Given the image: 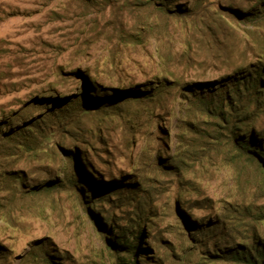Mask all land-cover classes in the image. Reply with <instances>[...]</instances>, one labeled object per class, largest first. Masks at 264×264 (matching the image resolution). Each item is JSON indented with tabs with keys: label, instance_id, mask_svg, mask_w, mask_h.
<instances>
[{
	"label": "rangeland",
	"instance_id": "obj_1",
	"mask_svg": "<svg viewBox=\"0 0 264 264\" xmlns=\"http://www.w3.org/2000/svg\"><path fill=\"white\" fill-rule=\"evenodd\" d=\"M156 1L0 0V264H115L106 213L124 227L140 222L139 264H248L209 261L182 223L216 222L248 243L264 232V168L237 145L243 129L194 92L225 88L228 65L264 61V0H177L224 17L226 53L199 15L168 20ZM253 7L256 20L238 13ZM188 39L189 70L179 61ZM163 77L196 87L161 92ZM52 102L66 111L39 120ZM247 119L264 131L263 113ZM47 179L48 190L34 188Z\"/></svg>",
	"mask_w": 264,
	"mask_h": 264
},
{
	"label": "trees",
	"instance_id": "obj_2",
	"mask_svg": "<svg viewBox=\"0 0 264 264\" xmlns=\"http://www.w3.org/2000/svg\"><path fill=\"white\" fill-rule=\"evenodd\" d=\"M156 2L159 5V10L164 13L163 15H165L166 19L168 20L174 17L187 21L188 17H194V14L199 15V17H201L199 22L202 25V31L205 35L209 36L212 46H215L226 53L227 47L225 46L221 38V33L224 32L226 27L223 23L224 17L221 14L217 15L213 12L211 13V10L208 7L200 3H196L199 5V9L196 10L195 8L189 5H182L180 3H177V0H157ZM199 10H202L204 14H199ZM238 13L241 14V17H244L246 19L256 20V18L262 16V9H254L253 7V9L251 10L249 9L242 13L241 11H238ZM238 13L237 15H235L236 17H238ZM230 14L233 15L232 13ZM93 29H98L97 22L94 23ZM119 32L121 34H125V36L128 38H134L132 41H139L140 39L137 34L132 33L130 29H127L125 27H121V29H119ZM196 55V49L193 46L191 40L188 39L186 49L180 54L179 61L184 66V68L189 70L190 68H193L196 64ZM229 66L230 65H228L227 69L232 70L231 73H234L235 75H232L229 79L225 80L224 83L227 84L225 85V88H211L206 89L207 91L195 90L194 92L198 95L206 97L208 100H210V103L214 104L216 108H219L220 113L223 114L228 119V121L232 122V125L235 129H243L242 132L238 133L236 136L237 145L242 148L244 155L249 161L264 168V131L257 133L254 130L255 126L258 125L257 120L247 119L249 117L254 118L256 116H260L262 113L264 114V61L258 60L249 64L235 65V69H230ZM87 72L88 74H90L89 70ZM83 77L86 76L83 74ZM89 78H91V82L92 80H95L98 83L96 77H92L90 75ZM158 84L159 90L161 92L165 90V86L167 84H177L178 86L182 87V90L185 88V86L189 87L188 90L194 89L193 87H196L191 86L192 84L184 78L171 79L169 77H163L161 79L159 78ZM122 85L125 87H129L124 84ZM107 91L110 90L108 89ZM45 99V101H52L48 100L49 98ZM93 101L95 105H101V101H98L95 98H93ZM47 111L48 115L41 117L39 120H43L45 117L48 119L50 115H59L60 113L65 112L66 106L64 107L59 103L52 102L50 105L47 106ZM235 112L237 114V117L234 116ZM235 118H243V121H238V119ZM39 120L37 119L36 121ZM36 121L33 123L37 124ZM248 124L254 125L253 128L250 129ZM38 130H40V127H38ZM9 133L10 132L7 133L8 137L10 135ZM20 135H22L24 140H29V138L33 137L34 134L32 133V131H23L22 133H20ZM243 139L244 141H242ZM25 142L26 143L23 144L26 148L27 146H29L28 144L30 143H28V141ZM63 142L69 143L71 141ZM29 150H31L30 147L27 148V151ZM79 152L80 150L77 149L75 152L69 153L70 155L75 156L79 159ZM84 155L87 156L85 153ZM61 172H63L64 175H68L65 169L61 170ZM67 177L70 179L71 182H73V179H71L70 176ZM46 181L49 182L41 183L38 186L36 185L34 188L48 190L51 187L52 182H50L49 179H47ZM93 185L94 187H96V189L97 187L99 188L97 184L94 183ZM82 190L84 191V195L87 199L92 198L93 195H99V191L92 192L83 188ZM109 190L110 192L114 191V188H101L100 192L103 194L105 192H109ZM90 205L94 206V208H97L94 203V200L90 202ZM105 216L106 221H108L111 225L113 223L116 225V231H112L111 227L106 229L108 230V232H112V234H114V236L111 237V247L113 246L112 249L118 251L120 254L116 258L115 264H139L137 261L139 247L138 245L142 239L141 235L144 234L143 230H140V222H135V224H128L126 227H124L123 225H118L117 223H115L111 214L106 213ZM201 221H204V219L201 218ZM195 223L196 226H192L191 228L188 227V225L182 223V227L185 233L189 235L191 239L196 240L198 242H203V245H205L204 248H206L210 255V257L208 258L209 261L213 262L222 259H235L238 261L246 262L248 264H264V232L256 231L255 235L248 243L245 240L246 238L244 237H237L235 239L228 237L226 235V232L224 231L226 227L221 226V228L219 227L217 229L218 225H215L216 227L214 226L216 222H211L207 225L205 223L200 224L198 221H196ZM104 224L106 225L105 222ZM224 240H236V243H225ZM122 251L127 252L128 254H124Z\"/></svg>",
	"mask_w": 264,
	"mask_h": 264
}]
</instances>
